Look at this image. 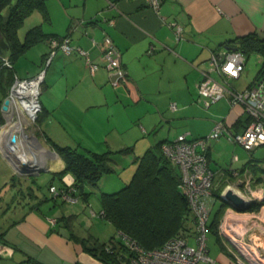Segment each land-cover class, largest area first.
I'll return each instance as SVG.
<instances>
[{
    "label": "crops",
    "instance_id": "0c3cea01",
    "mask_svg": "<svg viewBox=\"0 0 264 264\" xmlns=\"http://www.w3.org/2000/svg\"><path fill=\"white\" fill-rule=\"evenodd\" d=\"M78 1L81 4L72 8L65 7L67 2L60 0L67 14L63 16L65 26L59 33L56 30L46 35L64 37L75 24L70 32L72 46L85 51L90 62L99 64L98 44L107 35L119 51L124 78L102 66L92 75L84 57L57 53L54 59L58 54L62 58L52 61L51 65L55 63V66L49 84L61 88L62 93L56 94V107L50 109L47 99L41 104L42 113L56 121L55 133L49 128L48 133L65 135L66 127L78 126L77 116L106 109L110 102L122 104L123 109L129 107L140 118L157 119L156 123L146 125V129L132 124L137 134L132 148L162 119L168 123V136H171L164 142L181 134H187L188 139L205 137L214 123L221 121L224 133L218 140L209 141L206 149L215 190L220 191L226 185L236 187L230 171L248 168L255 178V194L260 196L264 192V145L246 151L228 140L229 136L244 131L250 121L248 115L242 107L231 108L228 96L205 108L199 101L196 84L201 79L200 72L210 69L211 53L239 47L237 40L246 36L264 43V0H163L159 13L132 0ZM168 24L181 26L180 38L176 39ZM40 42L47 50L48 39ZM251 54L256 56L254 60H249ZM244 55L243 72L238 79L229 81L238 91L264 78L259 72L264 49ZM210 74L218 78L213 71ZM32 76L31 73L24 77L17 75L21 79ZM5 97L6 94L0 95V106ZM172 103L176 106L174 111L170 110ZM4 117L0 111V264H105L85 248L92 243H106L112 238H108V225L113 226L100 215L99 199L91 201L88 184H83L81 189H63L65 181L72 183L73 179L69 174L62 180L59 178L64 162L54 148V145L89 146L72 138L65 144L55 143L54 135L48 139L44 134L42 143L37 127L31 135L26 134L37 145L20 141L30 167L52 176L46 185L48 193L44 194L38 186L44 176L23 175L9 159L7 152H12V146L9 147L10 140L3 141V132L8 133L3 129ZM213 156L215 163L211 162ZM50 186L59 189V194L51 195ZM60 192L69 199L62 198Z\"/></svg>",
    "mask_w": 264,
    "mask_h": 264
},
{
    "label": "built area",
    "instance_id": "2783aa9c",
    "mask_svg": "<svg viewBox=\"0 0 264 264\" xmlns=\"http://www.w3.org/2000/svg\"><path fill=\"white\" fill-rule=\"evenodd\" d=\"M132 1L159 13L163 0ZM168 26L176 39L180 38L181 26L178 24H168ZM74 27L70 28L64 37L48 39L50 50L48 62L58 52L65 56L78 54L86 59L90 74L93 75L102 66L108 72L124 78L119 51L111 39L107 35L103 37L98 44L101 64L93 63L88 60L85 51L72 46L70 32ZM208 62L209 71L200 72L201 79L196 84L199 101L208 108L228 96L230 107H242L250 120L241 134L229 136L228 140L240 145L246 151L264 145V78L256 80L241 91L229 85V81L238 79L245 68L246 57L238 50L211 53ZM261 64H264V60ZM0 66L12 68L7 58L1 56ZM212 71L217 75V79L210 74ZM43 77L42 71L34 77L24 79L14 73L13 83L7 95L9 104L5 111H1L3 116L8 120H13L14 117L19 120L20 116L23 117L26 128L35 124L42 112L40 95ZM175 109V104H170V110ZM223 133L224 124L218 121L205 137L188 139L187 134H181L162 145L165 156L179 169L178 188L188 201L195 232L188 236L172 237L160 248L152 250L141 248L134 240L118 232L120 244L117 245L125 252L124 256L118 258L120 264H215V261L209 257L207 248V223L215 202L213 195L215 187L214 174L207 164L206 149L209 141L218 140ZM230 174L235 179L236 187L224 186L219 196L223 197L227 190H232L246 202V206L253 202H258L261 206L257 211H237L229 205L219 219L217 232L221 239L229 244L230 253L236 264H264V192L260 196L255 194L253 189L255 178L250 169L246 168L240 172L231 170ZM65 184L68 188L72 185L68 181H65ZM49 192L51 195L59 194L54 186L49 187ZM60 196L64 199L68 198L63 192Z\"/></svg>",
    "mask_w": 264,
    "mask_h": 264
},
{
    "label": "trees",
    "instance_id": "16d2710c",
    "mask_svg": "<svg viewBox=\"0 0 264 264\" xmlns=\"http://www.w3.org/2000/svg\"><path fill=\"white\" fill-rule=\"evenodd\" d=\"M34 11L41 13L44 22L49 21L45 0H0V56L6 57L11 64L29 47L45 38H60L43 34L41 26H35L23 37L20 36V28ZM237 41L240 46L234 48L244 54L251 50L264 49V43L253 36L242 37ZM259 72L264 75V64ZM13 74V68L0 66V89L3 94L7 95ZM168 142H158L147 148L142 155L134 157L135 171L130 181L121 189L114 193L100 194L102 210L100 215L113 226L115 236L106 243H92L85 249L103 263L120 264L118 258L125 255L122 248L117 245L120 244L118 232L128 236L145 250L160 248L172 237L193 234L190 227L193 226L190 207L178 188L179 169L171 164L162 151V145ZM54 148L64 162L63 170L58 173L59 178L69 174L73 179L70 189H81L83 184L97 185L104 175L113 172L108 164L111 159L109 154L113 152L98 154L79 145L75 147L54 145ZM132 151L131 147L121 149L117 153ZM67 188L66 186L63 189ZM219 194L220 191H213L215 201L220 198ZM221 201L222 204L208 228L216 235L218 221L229 206L226 201L222 199ZM260 206V203L253 202L246 206L245 211H257Z\"/></svg>",
    "mask_w": 264,
    "mask_h": 264
},
{
    "label": "rangeland",
    "instance_id": "374dc122",
    "mask_svg": "<svg viewBox=\"0 0 264 264\" xmlns=\"http://www.w3.org/2000/svg\"><path fill=\"white\" fill-rule=\"evenodd\" d=\"M65 1L67 2L65 7L71 6L72 8H74L76 6L78 7L79 4H81L78 0H65ZM45 6L49 15V21L44 22L43 17L39 11L32 12L29 15V17L26 18L23 26L20 28L19 31L20 36H23L28 30H30L35 26H41V30L43 34L56 33V30L59 33V31L63 30L65 26V21H64L65 19L63 16L67 17V14L60 0H45ZM70 22L71 24L73 23L72 20H70ZM49 52H50L49 47L46 50V46H44L42 42H39L29 47V49H27L22 56L16 59L13 64H14V71L19 77H24L27 75V73H31L32 75L35 76L37 73H40L41 71L43 72L44 77H43V83L41 84L40 104H42L43 100L47 99L50 105V109H52V106L56 107V94H61L62 90L61 88H58L56 86H51L49 84V76L52 75L55 66L54 65L55 63L51 65L55 56L51 59L50 62H48V59L50 57ZM60 54L57 55V57L54 59V62L55 61L57 62L59 59L62 58ZM255 58L256 56L254 54L249 55V60H254ZM79 89L80 86L78 87V91ZM1 94L2 92L0 91V95ZM122 107H123L122 104H117V103L113 104L112 102H110L106 109L105 108L100 109L98 110V112L94 111L96 113L94 112L92 113L91 111V113H88L84 116L81 114L77 116L79 120L78 126L74 125L71 129H69V127H66L65 135L53 134L54 129L56 128V121L50 120V118L46 116V113L43 114L41 112L35 124H31L27 128H25V124H22V132L17 131L16 134L20 136V139L21 138L24 139V144H26L29 143V139H33L32 137H28L26 134L28 133V135H31L36 131V127H37L38 139L42 143L45 141L44 136L47 137L48 139H52L50 135H54L56 139L55 143L65 144L67 143L68 138H72V139H76L75 141H81L85 146L88 145L89 147L86 148L87 147L86 146L85 148L92 152L98 154H102L108 151L113 152L109 154L111 159L108 162L109 166L113 169V172L104 175L100 179L97 185H91V184L87 185V188H89V190L92 191V193L90 194L91 201L95 202L94 200L97 199L100 200L101 193L117 192L119 189H121L124 185H126L130 181L135 171L133 160L136 155L138 156L142 155L145 152V150L150 146H154L158 142L171 138L170 135L168 136V132H169L168 123H165V120L162 119V122L160 120L158 126H156L153 131H148L147 134H145V136L140 137L139 140L140 143L133 148L132 152L117 153L121 149L133 147L132 146L133 141L137 137L135 127L132 126L133 123L135 125H139L140 129H143L146 127V125L150 123L154 124L157 121L156 117L154 119V117L152 116L140 118L134 115L130 111L129 107H127L126 109H123ZM4 118L6 119V122H3V128L8 123V119L6 117ZM138 118L140 119L137 120ZM81 119L83 122H81ZM19 120L17 117H14V119L10 121L16 123L19 122ZM51 123L52 125H50ZM48 128L53 132L50 131L49 134ZM97 141H99L100 143L96 144ZM211 159H212L211 162L215 163L214 156ZM39 176L40 177L44 176L43 178L40 179L38 186L40 187V189H42V191L44 190L45 191L44 194H46L48 193L46 185L49 182L48 180H51L52 176L50 175V173L44 171L40 172ZM216 189L218 190V188ZM221 204H222L221 199L217 198L212 208L211 214L209 216V220L207 223L208 228L212 219L214 218L215 213L220 208ZM224 211L221 217L223 216ZM190 227L192 231L191 233H194L195 227L192 225ZM108 232H109L108 238L111 236L112 237L115 236L114 229L109 225H108ZM191 244L192 242H190V245ZM229 247H230L229 244L225 242L223 239H221L218 232L216 235L210 229L208 230L207 232L208 255L211 259L215 261V264H236L235 259H233V255L230 253L231 251L229 250Z\"/></svg>",
    "mask_w": 264,
    "mask_h": 264
},
{
    "label": "water",
    "instance_id": "95a60500",
    "mask_svg": "<svg viewBox=\"0 0 264 264\" xmlns=\"http://www.w3.org/2000/svg\"><path fill=\"white\" fill-rule=\"evenodd\" d=\"M231 51L237 50L234 47L227 48ZM9 104V99L6 97L1 106L0 111H5ZM19 138L17 134H14L11 137L10 145L12 146L11 158L13 162L18 165V171L23 175L28 176H37L40 172L34 171L30 167V161L22 151V146L19 143ZM222 200L226 201L237 211H244L246 208V202L235 194L232 190H227L223 197H220Z\"/></svg>",
    "mask_w": 264,
    "mask_h": 264
},
{
    "label": "bare ground",
    "instance_id": "6f19581e",
    "mask_svg": "<svg viewBox=\"0 0 264 264\" xmlns=\"http://www.w3.org/2000/svg\"><path fill=\"white\" fill-rule=\"evenodd\" d=\"M254 83V82H253ZM22 122V123H21ZM22 124H25L26 125V123H25V120H24V118L23 117H21L20 116V120H19V122H16V123H13V122H11L10 120H8V123H7V125L3 128V129H6L7 131H8V133H6V132H3V137H4V139H3V141L4 142H9V140L11 141V137L14 135V134H16L17 133V131H21L22 132ZM9 128V129H8ZM26 128V127H25ZM19 138V137H18ZM19 141H22V143L24 144V139H19ZM20 143V142H19ZM21 143V144H22ZM29 143L30 144H33L34 146H36L35 144V141H34V139H29ZM22 146V145H21ZM9 147H10V143H9ZM6 148V147H5ZM11 148V147H10ZM22 148H23V146H22ZM41 151V150H40ZM8 153V157H9V159L10 160H12V158H11V152H7ZM41 159V158H40ZM13 161V160H12ZM15 164V163H14ZM36 165V164H35ZM40 165V164H39ZM17 166V165H16ZM17 168H18V166H17ZM241 252L243 253V254H245V252L243 251V250H241ZM252 258V257H251Z\"/></svg>",
    "mask_w": 264,
    "mask_h": 264
}]
</instances>
